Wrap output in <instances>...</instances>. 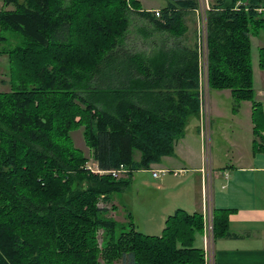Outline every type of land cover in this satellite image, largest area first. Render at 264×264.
Listing matches in <instances>:
<instances>
[{
  "label": "trees",
  "instance_id": "16d2710c",
  "mask_svg": "<svg viewBox=\"0 0 264 264\" xmlns=\"http://www.w3.org/2000/svg\"><path fill=\"white\" fill-rule=\"evenodd\" d=\"M244 1L214 0L207 10L209 85L230 89L236 110L252 102L254 148L261 150L264 102L254 95L251 35L264 28V0ZM4 3L1 30L24 40L4 50L11 90L0 92V264H102L100 256L104 264H205L195 246L202 212L177 208L160 235L138 230L132 214L121 227L102 216L134 171L175 153L199 114V47L181 39L185 10L200 0H168L160 16L138 0ZM80 126L94 166L86 167L73 143ZM121 165L126 177L103 172ZM229 211L213 209L215 239L231 234ZM100 228L110 234L103 249Z\"/></svg>",
  "mask_w": 264,
  "mask_h": 264
},
{
  "label": "crops",
  "instance_id": "0c3cea01",
  "mask_svg": "<svg viewBox=\"0 0 264 264\" xmlns=\"http://www.w3.org/2000/svg\"><path fill=\"white\" fill-rule=\"evenodd\" d=\"M161 8L156 9L152 7L144 9L156 11ZM260 35L261 34L257 33L253 35L252 38H260ZM187 38L191 39V37H189V31H187L181 39L186 45H188L186 42ZM258 42L260 57V49L264 47V40L260 39ZM219 91L227 92L231 96L230 91ZM211 95L209 90L210 113L212 119L210 129V156L206 153V140L200 132L201 121L199 117L195 115L192 116L195 119L189 123L185 135L176 143L175 153L170 156H165V161L160 160V162L154 163V165L168 163L170 165L167 166V169L170 170L169 173L173 172L177 177L186 169L199 173L184 186V192L179 191L176 198L173 199L177 202V204L173 206V210L183 208L191 213L203 212L204 173L207 175L209 173L211 179L209 200L211 201L212 207L230 209L227 219L228 230L231 236L220 235L216 237L214 244L215 264H264V148L261 150L254 148L255 136L253 133L252 102H242V104L247 105L246 113L249 118L248 121H246L248 123L246 132L248 135H240V139L237 136L238 139H235L230 145V149L233 151H228V153L225 154L227 156L226 159H223L217 157V153L212 150V124L214 127L216 121L215 117L220 119L223 114L218 111L216 103L213 105ZM254 95L256 101L264 102V69L261 67L257 73L254 71ZM238 112L239 111H237V113ZM237 113L234 112V114ZM237 116L235 115V117ZM237 121H239V119H237ZM217 129V126L216 128L214 127V132H216ZM215 146L217 147L216 144ZM218 158L222 162H219L220 164H215V160H218ZM190 165H192L191 168H189ZM176 169H183V171L180 172L181 170L179 171ZM174 171L177 172L175 173ZM133 174L129 177L130 184ZM166 174L162 175L160 178L153 176L158 180L159 190L162 189L163 183L167 182L164 179L162 180ZM172 182L174 183L172 185L175 189L185 185L184 182H174L173 179ZM182 194L183 196H180ZM114 205L116 208V202H114ZM166 210L169 209L167 208ZM129 214H132L135 222V214L132 210H129L125 214L124 220L128 219ZM197 235L200 236L202 242L201 245H198L197 240H195V246L203 247V234L197 233Z\"/></svg>",
  "mask_w": 264,
  "mask_h": 264
},
{
  "label": "rangeland",
  "instance_id": "374dc122",
  "mask_svg": "<svg viewBox=\"0 0 264 264\" xmlns=\"http://www.w3.org/2000/svg\"><path fill=\"white\" fill-rule=\"evenodd\" d=\"M142 3L143 8H161L164 7L168 0H138ZM226 3L231 4L233 0H225ZM214 0H200V6L195 9L191 10L188 9L185 12V22L187 23V27L189 31V37L191 39L187 38L186 42L190 46H200L201 52H202V58L204 56V52H207V24H206V16H207V10L212 8ZM244 0H238L237 6L240 4H243ZM5 7L4 0H0V10H2ZM10 9H15V5H10ZM263 13L264 15V8L260 9V13ZM140 24L139 21L133 22L131 25V34L130 37L133 39L135 36V29ZM258 34L260 35V38H252L253 35H251L252 40V63H253V70L257 73L260 66H259V40H264V28L260 29ZM0 35L4 37V39H0V92L10 91L11 85L9 83V80L11 78L10 76V59L5 53L4 50L14 47L15 45L20 44L23 42V36L14 30L8 31V30H1L0 25ZM81 34H79L80 36ZM82 37V36H81ZM206 38V44L204 42ZM58 55L63 54L61 57L65 58L66 54H64L62 51H59L57 53ZM204 82H206L204 80ZM208 86L209 90L211 92V100L213 101V105H215L218 108V111L223 114L220 119H217L215 117V125L218 127L217 131L214 132V127L212 124V150L213 152L217 153V157H221L223 159H226V153L228 151L232 152L233 150L230 149L231 143L235 141V139H240V135L247 136V126L248 123V115L246 113V104H240V109L236 110L234 108V98L227 93V92H220L216 89H211L209 85V71H208ZM224 91H230V89H223ZM244 102V101H243ZM259 103H263L262 101H256ZM252 105V104H251ZM237 111H239L237 113ZM236 112L237 114H234ZM235 115L238 117H235ZM201 121V114L197 115ZM211 117V113H210ZM195 118L190 117L188 120V123L186 125V130L189 126V123L191 121H194ZM239 119V121H237ZM212 120V119H211ZM202 122V121H201ZM201 127V125H200ZM201 132V129H200ZM238 136V138H237ZM71 137L73 140V143L76 147L80 148L84 152V156H86L89 160L86 164V167L94 166V160L92 159V150L91 147L87 145L85 138H84V127L80 126L77 129L73 130L71 132ZM258 143H262L264 145V130L262 132V137L258 138ZM217 145V147L215 146ZM206 153L208 156H210V145L206 146ZM231 154V153H230ZM140 152L138 150L135 151V158L140 159ZM232 157V156H230ZM162 161H165V158L163 157L161 159ZM229 160V159H228ZM219 162H222L219 158L218 160H215V164H220ZM171 164V163H170ZM173 165V164H172ZM167 166H170L167 164H161V165H152L149 169H141L134 172L131 184L128 189H126V192H116L112 194L111 202L107 204L109 206V211L105 214H102L103 217L112 219L117 221V224L119 227H121L124 223L128 222L127 219L124 220L125 214L132 210V212L135 214V223L137 226V229L144 232L149 233L151 235H160L164 229L166 219L169 214L173 213L175 210H173V206L177 204V202L173 199L176 198L179 191L184 192V186L190 182L191 179H193L196 175H198V172L192 171V170H184L183 169H176L183 171L178 177L174 175L173 172L165 175V177L162 178L166 183H163L162 189H158V180L153 177V170L157 169H167ZM175 166V165H173ZM177 166V165H176ZM217 166V165H215ZM192 165L189 166L191 168ZM217 168V167H216ZM120 177H126L125 175ZM172 179L174 182H184L185 185L181 186L178 189H175V187L172 185L174 184L172 182ZM35 185V184H34ZM178 190V191H176ZM180 196H183L180 195ZM114 202H116L117 207L113 208ZM99 205L103 206L105 203L100 200ZM169 205V206H168ZM115 206V205H114ZM169 210H166V209ZM173 210V211H172ZM171 212V213H170ZM166 217V218H165ZM119 234V233H118ZM99 242L100 247L103 249L105 244L108 242L110 238V234L107 232L106 229L100 228L99 230ZM197 237V244L201 245V238L199 235H196ZM100 263L104 264L106 263L103 259V256H100L99 258ZM120 260H114V262L110 264H120Z\"/></svg>",
  "mask_w": 264,
  "mask_h": 264
},
{
  "label": "built area",
  "instance_id": "2783aa9c",
  "mask_svg": "<svg viewBox=\"0 0 264 264\" xmlns=\"http://www.w3.org/2000/svg\"><path fill=\"white\" fill-rule=\"evenodd\" d=\"M156 15L160 16V12L157 10ZM206 44V38L204 40ZM207 45V44H206ZM199 47L200 52V65H201V75H200V114H201V134L205 138L206 146L210 145V129H211V117H210V102H209V86H208V55L207 52H204L202 58L201 48ZM204 80L206 82H204ZM129 169L125 165L108 171L114 177H120L126 175ZM169 169H157L153 170V176L160 178L162 175L169 172ZM175 173L177 171H174ZM205 172V171H203ZM207 173V172H206ZM211 179L208 175L204 173L203 180V197H204V231H203V249L205 253V264H215V235H214V222H213V207L211 201L209 200V188H210Z\"/></svg>",
  "mask_w": 264,
  "mask_h": 264
}]
</instances>
